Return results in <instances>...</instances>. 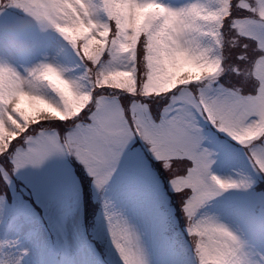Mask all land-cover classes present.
Masks as SVG:
<instances>
[{"label":"clouds","instance_id":"clouds-1","mask_svg":"<svg viewBox=\"0 0 264 264\" xmlns=\"http://www.w3.org/2000/svg\"><path fill=\"white\" fill-rule=\"evenodd\" d=\"M235 49L243 66L232 62ZM249 81L254 92L245 90ZM21 96L50 110H30L17 103ZM153 103L162 113L172 105L164 115L182 131L148 142L166 173H175L172 158L188 141L205 135V121L244 160L226 173L213 152L204 157L199 206L184 201L168 225L186 264H264V150L257 148L264 144V0H0V202H7L0 203V264H29L27 234L40 229L12 210L9 184L83 151L77 131L93 113L109 130L141 135L145 120L156 119ZM89 161L99 167L103 153H89ZM229 176L222 187L218 177ZM96 179L95 215L86 223L77 211L67 223L89 234L101 227L97 264H161L149 227L116 205L109 181ZM66 235L53 232L56 264L72 247ZM86 256L76 247L68 258L85 264Z\"/></svg>","mask_w":264,"mask_h":264},{"label":"snow or ice","instance_id":"snow-or-ice-1","mask_svg":"<svg viewBox=\"0 0 264 264\" xmlns=\"http://www.w3.org/2000/svg\"><path fill=\"white\" fill-rule=\"evenodd\" d=\"M248 87L249 92H254L256 85ZM125 100L127 107L123 106L128 109L132 101L127 96ZM17 103L33 111L48 108L45 101H29L24 96ZM172 110L173 106L170 105L164 113ZM164 113L160 111V105L152 104L151 114L156 118L155 121L146 119L141 135L131 139L114 126L109 130L102 113H93L88 124L77 131L83 151H78L71 159L66 156L54 159L38 175L25 173L9 184L11 192L8 201L12 210L25 222L40 225L38 233L27 234L26 242L31 250L29 264H56L61 246L53 243V232L59 237L67 231L66 239L72 247L66 252L65 264H71L68 257L76 247L87 253L85 264H97V255H104L105 249L100 243V226L89 234L73 231L67 223L68 218L77 211L84 218L82 201L87 199L89 187L95 197L92 177L97 178V184L109 181L116 205L149 227L154 251L161 264H186L185 255L170 239L168 225L174 217L182 214L180 206L184 201H188L193 208L199 206L202 194L198 186L204 157L213 152L218 156V170L226 173L236 164H243L244 160L235 142L210 121H205V135L188 141L185 149L179 153V158L172 163L175 173H166L162 162L148 150V142L154 143L166 136L180 138L182 131L179 127H171ZM128 123L131 125V118ZM257 148L264 150V144H257ZM95 152L103 153L99 167L91 165L89 161V153ZM115 160L118 163H115L113 171ZM231 178L229 176L226 180L218 177L222 187H227ZM21 184L26 193L20 192ZM31 201H35L38 208ZM224 203L217 201L216 206L223 207ZM104 207L105 212H108L107 202Z\"/></svg>","mask_w":264,"mask_h":264},{"label":"rangeland","instance_id":"rangeland-1","mask_svg":"<svg viewBox=\"0 0 264 264\" xmlns=\"http://www.w3.org/2000/svg\"><path fill=\"white\" fill-rule=\"evenodd\" d=\"M85 30H86V28H85ZM233 51H234V50H233ZM260 70H261V69H260V67H259V65H258L257 68H256V71L259 72ZM68 94L71 95L70 92H69ZM124 99H125V96L121 97V98H120V102H122ZM46 110H50V109L47 108ZM76 110L78 111L79 109L77 108ZM55 114H56L57 116L61 115L59 112H56ZM70 114H71V113H69V115H70ZM179 155H180V154H177V155H175L174 157H179ZM34 202H35V201H34Z\"/></svg>","mask_w":264,"mask_h":264}]
</instances>
